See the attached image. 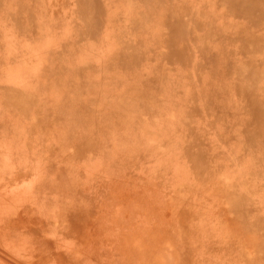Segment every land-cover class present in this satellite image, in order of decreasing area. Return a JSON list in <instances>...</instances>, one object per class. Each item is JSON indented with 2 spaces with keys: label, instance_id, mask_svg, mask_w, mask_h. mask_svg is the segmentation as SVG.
I'll return each instance as SVG.
<instances>
[{
  "label": "rangeland",
  "instance_id": "obj_1",
  "mask_svg": "<svg viewBox=\"0 0 264 264\" xmlns=\"http://www.w3.org/2000/svg\"><path fill=\"white\" fill-rule=\"evenodd\" d=\"M191 3L0 0V264H264V57Z\"/></svg>",
  "mask_w": 264,
  "mask_h": 264
},
{
  "label": "bare ground",
  "instance_id": "obj_2",
  "mask_svg": "<svg viewBox=\"0 0 264 264\" xmlns=\"http://www.w3.org/2000/svg\"><path fill=\"white\" fill-rule=\"evenodd\" d=\"M25 3V0H14V3L16 4H20L22 5L23 2ZM195 0H192V3ZM191 3V5H192ZM221 3V4H220ZM206 5H210L212 7H217L218 11L224 15V17H227V14L230 11H234L238 13L237 19L238 23H234V25L232 24L231 26H225L226 22L224 21V19H220L217 20L218 23L221 26H224L223 28L227 30V28L231 29V36L234 37V40L238 43V48L241 49H245V46H248V44H244L245 43H250L251 47V52L257 56L260 55L262 57H264V44H262V39H264V13L261 12V9L264 8V0L262 2V0H229V1H224V0H207ZM253 9L256 11V15L254 18L251 19H247L244 21H240L242 19V17L244 18V13H246L248 10ZM0 14H2L1 12V8H0ZM222 17V18H224ZM1 18V17H0ZM0 26H2V24L0 23ZM218 26V24H217ZM0 28V33L3 34L6 32L5 29ZM2 30V31H1ZM222 30V29H221ZM220 31V30H218ZM223 31V30H222ZM221 31V32H222ZM228 31V30H227ZM174 32H170L168 35L167 40H172L174 39L173 36ZM206 36L205 35H197L196 38L198 40L202 39L204 41V38ZM236 37V38H235ZM219 42H214V44L211 42L207 41L208 43L211 44H206L207 46H209L210 50L212 51L211 53L216 54L217 57V61H224L227 60L228 58V54L229 52H231L230 55H234L233 52V47H231L230 49L226 47V39H222ZM224 41V42H222ZM235 47V46H234ZM229 51V52H228ZM120 57L116 59V61H114L113 63H117V64H121L122 59H123V55H119ZM120 69H122V67H120ZM236 90L241 89L240 86H237L235 88ZM249 112L247 113V119L249 120V127L248 129H257L259 131L260 134V143L262 146H264V99L263 100H259L256 97H251L249 99Z\"/></svg>",
  "mask_w": 264,
  "mask_h": 264
}]
</instances>
